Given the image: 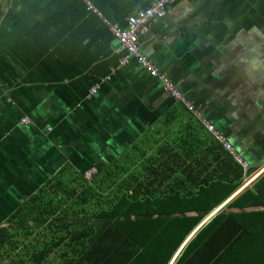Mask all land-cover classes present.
<instances>
[{
    "label": "crops",
    "instance_id": "0c3cea01",
    "mask_svg": "<svg viewBox=\"0 0 264 264\" xmlns=\"http://www.w3.org/2000/svg\"><path fill=\"white\" fill-rule=\"evenodd\" d=\"M89 1L99 16L81 0H0V264H197L198 244L186 249L215 216L231 213L246 191L259 197L247 202L264 203V0H177L139 42V54L233 152L135 59L119 65L118 42L103 21L125 29L129 16L157 0ZM153 137L160 146L146 144ZM177 153L167 168L195 181H231V157L243 171L240 185L188 237L168 242L165 230L133 243L127 233L134 228L65 206L28 228L5 225L59 171L67 179L96 169L101 178L109 168L131 172L151 155L162 163ZM240 214H248L241 223L254 236L237 241L225 264H264V204Z\"/></svg>",
    "mask_w": 264,
    "mask_h": 264
},
{
    "label": "trees",
    "instance_id": "16d2710c",
    "mask_svg": "<svg viewBox=\"0 0 264 264\" xmlns=\"http://www.w3.org/2000/svg\"><path fill=\"white\" fill-rule=\"evenodd\" d=\"M146 144L160 146L159 138H149ZM179 155H168L162 163L157 161L159 154L151 155L146 160V165H139L134 171H125L124 166L111 170L109 168L103 177L98 178L96 175L90 182L86 181L83 175L73 171L64 179L66 170L59 171L35 196L29 198L5 225L24 223L28 228V225L45 221L65 209L72 213L94 210L99 211L97 220L103 218L108 223L114 220L116 227L134 228L127 233L133 243L161 238L165 230L168 242L173 243L180 235L188 237L204 220L205 214L213 211L226 195L240 185L243 171L231 157V181H223L221 177L213 181H195L191 179V173L188 171L167 168ZM151 160L153 164L147 163ZM124 175L128 179L122 177ZM142 176H145L146 180L141 179ZM207 192L213 193L212 200L201 201L199 195H205ZM106 193H116V198L101 205L96 198L101 199V195ZM252 195L259 199L255 192L246 191L244 197L240 196L228 206V210H232L231 213L215 216L201 229L186 249V252H189L191 244H198L199 249L197 253L194 252L192 260L198 257L197 264H225L229 259L227 254L237 241L243 236H254V232L247 231L241 223L243 217L248 218V214H240L241 209H246L249 205L264 204L261 200H245L246 196ZM146 228L158 229V235H152ZM3 234V228H0V238L6 237Z\"/></svg>",
    "mask_w": 264,
    "mask_h": 264
},
{
    "label": "built area",
    "instance_id": "2783aa9c",
    "mask_svg": "<svg viewBox=\"0 0 264 264\" xmlns=\"http://www.w3.org/2000/svg\"><path fill=\"white\" fill-rule=\"evenodd\" d=\"M81 1L86 6V10L99 16L97 10H95L89 0ZM176 1L177 0H157L151 7L136 11L127 18V25L125 29H121L117 25H109L105 20L103 23L109 26L111 34L118 42L117 53L122 55V59L119 63L120 66L127 64L130 59H135L140 67L145 70L151 78L157 80L163 86L166 93L173 96L176 100L184 102L187 105L189 112L205 125L206 129L214 135V137L226 150L233 152L231 145L214 130L212 125H209L200 117L197 111L193 109L192 105L185 101L180 92L177 90L176 85L171 82L168 77L160 74L153 64L139 54L140 38L149 32V28L153 22L156 20H162L166 17L168 8L175 4ZM95 93L96 90H93L91 95ZM20 123L23 125L30 124L28 119H23ZM238 161L241 162V159L238 158ZM241 165L244 171H246V163L241 162ZM97 173L98 171L96 169H90L85 172L84 179L89 182L93 181Z\"/></svg>",
    "mask_w": 264,
    "mask_h": 264
},
{
    "label": "rangeland",
    "instance_id": "374dc122",
    "mask_svg": "<svg viewBox=\"0 0 264 264\" xmlns=\"http://www.w3.org/2000/svg\"><path fill=\"white\" fill-rule=\"evenodd\" d=\"M218 133V132H217ZM213 135V134H212ZM214 136V135H213ZM247 170V169H246ZM88 171V170H87ZM86 172V171H85ZM85 172L83 173V176H84V174H85Z\"/></svg>",
    "mask_w": 264,
    "mask_h": 264
}]
</instances>
